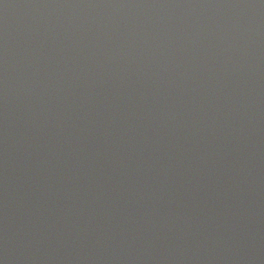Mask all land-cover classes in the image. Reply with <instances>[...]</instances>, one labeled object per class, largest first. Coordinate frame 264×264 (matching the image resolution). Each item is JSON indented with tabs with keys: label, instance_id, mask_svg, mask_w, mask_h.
Segmentation results:
<instances>
[{
	"label": "water",
	"instance_id": "water-1",
	"mask_svg": "<svg viewBox=\"0 0 264 264\" xmlns=\"http://www.w3.org/2000/svg\"><path fill=\"white\" fill-rule=\"evenodd\" d=\"M0 264H264V0H0Z\"/></svg>",
	"mask_w": 264,
	"mask_h": 264
}]
</instances>
